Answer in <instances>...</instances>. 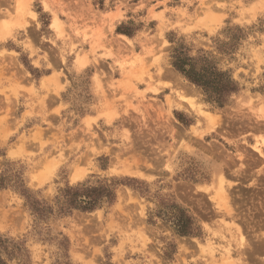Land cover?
<instances>
[{
  "label": "rangeland",
  "instance_id": "374dc122",
  "mask_svg": "<svg viewBox=\"0 0 264 264\" xmlns=\"http://www.w3.org/2000/svg\"><path fill=\"white\" fill-rule=\"evenodd\" d=\"M263 223L264 0H0L3 264H264Z\"/></svg>",
  "mask_w": 264,
  "mask_h": 264
},
{
  "label": "trees",
  "instance_id": "16d2710c",
  "mask_svg": "<svg viewBox=\"0 0 264 264\" xmlns=\"http://www.w3.org/2000/svg\"><path fill=\"white\" fill-rule=\"evenodd\" d=\"M174 53V68L184 74L189 81L204 87L209 97L219 106H225L231 94L237 91L235 83L225 73L215 70L207 71L206 68L197 71L195 65L190 64V59L183 55L181 47L180 50L176 49ZM71 191L73 190L69 189L68 193ZM73 192L74 194L66 195L65 206L69 209L77 208L90 211L96 208L103 199L110 201L114 199V191L106 187H99L90 191L76 189ZM0 264L3 263L0 261Z\"/></svg>",
  "mask_w": 264,
  "mask_h": 264
},
{
  "label": "bare ground",
  "instance_id": "6f19581e",
  "mask_svg": "<svg viewBox=\"0 0 264 264\" xmlns=\"http://www.w3.org/2000/svg\"><path fill=\"white\" fill-rule=\"evenodd\" d=\"M173 73H174L175 75H178V74H176L175 72H173ZM178 76H179V75H178ZM180 78H181V77H180ZM178 79H179V77L177 78V80H178ZM181 79H182V78H181ZM192 91H193V90H192ZM260 153L262 154V151H261ZM76 175H77V174H76ZM76 175H74V176H76ZM224 175H225V174H224ZM74 176H73V177H74ZM77 176H78V175H77ZM77 178H78V177H75L74 179H77ZM219 180H220V184H223V183L225 182L223 175L219 177ZM224 186H225V185H224ZM224 186H223V188H224ZM225 187H226V186H225ZM220 188H221V187H220ZM223 188H222V189H223ZM263 224H264V223H263ZM260 226H261V224H260ZM262 228H264V225H263ZM262 228H261V229H262ZM241 229H242V228H239V231L243 233V231H241ZM237 230H238V229H237ZM241 236H243V235H241Z\"/></svg>",
  "mask_w": 264,
  "mask_h": 264
},
{
  "label": "crops",
  "instance_id": "0c3cea01",
  "mask_svg": "<svg viewBox=\"0 0 264 264\" xmlns=\"http://www.w3.org/2000/svg\"><path fill=\"white\" fill-rule=\"evenodd\" d=\"M48 77H51V73H50V74H47V75H43V76H41L38 82L40 83V82L42 81L43 78H48ZM64 82H65V81L63 80V83H64ZM64 101H66V102L68 103V100H64Z\"/></svg>",
  "mask_w": 264,
  "mask_h": 264
}]
</instances>
